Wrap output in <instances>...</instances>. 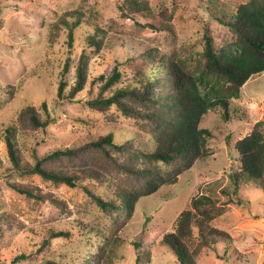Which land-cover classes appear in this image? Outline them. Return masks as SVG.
I'll list each match as a JSON object with an SVG mask.
<instances>
[{
  "label": "trees",
  "instance_id": "obj_1",
  "mask_svg": "<svg viewBox=\"0 0 264 264\" xmlns=\"http://www.w3.org/2000/svg\"><path fill=\"white\" fill-rule=\"evenodd\" d=\"M201 1L205 3L208 20L214 19L229 28L233 40L219 46L205 30L202 48L193 52L181 51L176 46L166 50L158 45H145L142 52L126 59L127 64L134 66L131 78L123 82L126 70L116 64L108 75L102 73L91 81L92 88L99 82L95 96L90 95L94 92L91 89L86 99H78L99 111H112L115 107L128 120L136 119L138 127L129 128L110 115L108 131L102 123L69 145L60 144L43 154L35 151L34 160L29 161L19 135L46 132L54 120L46 101L41 104L44 111L29 103L13 122L4 125L3 139L10 164L6 165L0 155V178L29 199L51 201L59 206L67 203L55 192L32 181L11 180V175L38 174L56 184L82 186L101 209L114 211L116 218L125 213L129 219L142 197L156 193L163 185L176 183L199 158L210 155L212 131L202 125L204 116L210 109H217L229 120L233 98L240 97L242 86L251 76L264 71V0H247L233 10L221 8L218 0ZM119 7L135 24L177 35L173 11L164 4L155 9L151 0H121ZM51 24L49 42H56L64 34L67 45L57 94L59 99L75 101L89 82L92 56L88 49L97 51L106 47L115 34H109L97 16L84 6L61 12ZM123 33L135 35L134 31ZM77 39L82 41L83 48L74 61ZM70 70L74 82L68 76ZM235 151L238 166L233 174L236 196L232 201L236 198L241 203L237 192L248 186L254 191V187L258 188L264 196V120L257 121L248 134L235 142ZM90 182L103 186L104 190H95L88 186ZM191 205L181 211L177 227L166 231L159 243L175 256L177 264H199L203 248L216 249L222 242L229 246L233 239L228 230L213 224V218L223 209L215 197L198 194ZM79 222L77 227L47 228L45 236L35 242V250L21 251L10 264L45 250L54 253L57 249L51 248L53 238L71 240L72 236L79 240L87 238L88 243L95 237L97 264H114L120 258L119 248L124 241L119 230L105 231L88 220ZM4 228H16L18 232L33 230L15 212L6 210L0 213V230ZM134 244L138 263L151 260L152 242L145 248L140 236ZM89 262L87 259L86 263ZM0 264L6 262L0 260ZM41 264L58 263L54 258H46Z\"/></svg>",
  "mask_w": 264,
  "mask_h": 264
},
{
  "label": "rangeland",
  "instance_id": "obj_2",
  "mask_svg": "<svg viewBox=\"0 0 264 264\" xmlns=\"http://www.w3.org/2000/svg\"><path fill=\"white\" fill-rule=\"evenodd\" d=\"M247 0H218L221 8L233 10ZM121 0H0V155L6 165L10 157L3 139L4 125L13 122L19 111L33 103L41 108L43 101L51 111L54 120L47 131L21 133L19 140L25 157L34 160V152L43 154L60 144L69 145L80 136L95 131L100 124H111L108 116L114 115L129 128L138 127L137 120H128L121 111H99L89 107L80 97H93L98 84L92 88L91 81L102 73L106 75L116 64L125 69L123 82L131 78L134 66L127 64V58L139 54L145 45H158L166 50L175 46L187 52L202 48L203 34L207 30L217 45L233 40L232 31L207 18L201 0H151L155 9L164 4L173 11L172 23L177 35L157 32L129 21L119 7ZM84 6L97 16L109 34H115L111 43L90 54L89 82L75 101L59 99L60 70L66 58V35L50 43L48 33L51 23L61 12ZM213 6V5H212ZM156 19L160 16H156ZM141 20V19H140ZM134 31L128 36L123 32ZM125 34V35H124ZM172 36L175 37L172 40ZM176 40V41H175ZM175 41V43H174ZM83 44L76 40V54ZM75 81L73 71L68 73ZM113 110L115 112H113ZM44 111V110H43ZM82 119H86L85 122ZM264 120V71L254 74L242 86L240 97L232 100L231 118L226 120L220 110L210 109L202 125L212 131L209 141L211 154L199 158L196 164L180 175L174 184L163 185L156 193L142 197L131 218L122 213L116 218L114 211L99 207L82 186L56 184L44 180L38 174L11 175V180L32 181L46 190H51L66 200L64 206L51 201L32 200L9 187L0 178V213L13 211L32 229L18 232L16 228L0 230V260L10 264L12 258L23 250H35V242L45 236L49 227H77L80 220H88L105 231L119 230L124 241L119 248L120 258L114 264H177L176 258L160 243L166 231L175 229L178 216L185 208H191L192 198L198 194H209L222 206L213 218V224L228 230L233 236L228 243H219L216 249H204L198 257L199 264H264V196L252 186L245 187L237 195L242 202L232 201L235 195L233 174L238 166L235 142L248 134L253 125ZM124 125V124H123ZM88 186L97 191L104 187L93 182ZM257 192V193H256ZM197 231V227L195 226ZM33 235L32 239L29 235ZM143 237L144 247L152 242L151 260L138 263L134 240ZM72 239L55 237L52 249L15 264H41L46 258H54L58 264H97L96 239ZM87 243V245H85Z\"/></svg>",
  "mask_w": 264,
  "mask_h": 264
}]
</instances>
